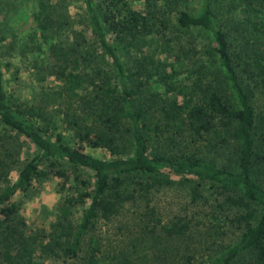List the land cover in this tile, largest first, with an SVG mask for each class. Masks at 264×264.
<instances>
[{
  "label": "trees",
  "instance_id": "16d2710c",
  "mask_svg": "<svg viewBox=\"0 0 264 264\" xmlns=\"http://www.w3.org/2000/svg\"><path fill=\"white\" fill-rule=\"evenodd\" d=\"M31 3L27 96L0 31V264H264V48L218 0Z\"/></svg>",
  "mask_w": 264,
  "mask_h": 264
},
{
  "label": "rangeland",
  "instance_id": "374dc122",
  "mask_svg": "<svg viewBox=\"0 0 264 264\" xmlns=\"http://www.w3.org/2000/svg\"><path fill=\"white\" fill-rule=\"evenodd\" d=\"M255 1L218 0V3L220 6L222 4L223 8H220L218 11H224L223 15L227 18L225 21L227 27H231V30L239 28L240 31L244 32L242 34L245 38L247 37L249 47L258 46L262 49L264 48V9L259 8ZM72 4L73 7L70 6ZM72 4L68 6L69 13L75 10V3ZM34 27L35 20L31 0H0V31L8 34V38L12 39L11 42L14 47L12 50H7L6 54L8 56L6 55L5 60L9 61V65L4 69V76L9 85H15L17 92L21 96H27L31 92L32 82L22 66L19 47L23 41V37ZM232 32L234 34V31ZM237 37L240 40L245 39L240 35ZM16 78H20V80ZM216 191L215 189L210 192L206 191L203 195L208 197L211 203H221L222 195H219ZM55 196L49 187L42 188L38 195H35L32 190H28L24 195L17 196L22 199L21 211L25 217L24 221L31 223L29 224L31 229L37 226L32 223L34 216L32 217L29 214L31 209L36 212L40 202L46 206H51V203L56 198ZM14 197L16 198V195ZM158 197L160 203L162 202V204L166 205L167 202H170L171 206H177L178 203H181L180 201L185 199L182 192L174 194V192L168 190L160 191ZM220 210L222 211V215L225 214V206L222 205ZM33 230L35 229L33 228Z\"/></svg>",
  "mask_w": 264,
  "mask_h": 264
}]
</instances>
